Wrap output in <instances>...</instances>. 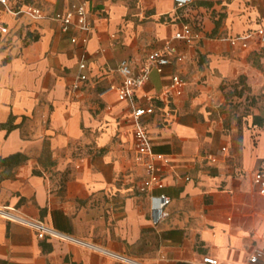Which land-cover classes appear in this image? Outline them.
<instances>
[{"label": "crops", "instance_id": "1", "mask_svg": "<svg viewBox=\"0 0 264 264\" xmlns=\"http://www.w3.org/2000/svg\"><path fill=\"white\" fill-rule=\"evenodd\" d=\"M88 1L96 29L85 58L89 79L80 91L72 86L83 49L71 41L74 32H63L50 17L70 0L0 2V156L26 157L11 168L0 166V206L147 264H212L204 261L208 256L217 264H264V256L250 261L264 250V195L255 182L256 171L264 169V126L257 122L238 139L210 111L224 100L218 89L222 77L235 74L227 52H264V41L253 33L264 23V0L235 10L222 39L191 26L200 34L195 47L205 70L190 72V49L176 40L187 59L164 73L152 70L134 102L118 97L120 61L140 66L191 25L180 11L195 0L183 7L176 0ZM28 4L40 6L47 17L24 13ZM247 34L246 48L231 45L232 37ZM151 43L144 54L142 46ZM176 74L187 80L181 95L171 88ZM150 103L155 112L144 121L154 150L173 161L154 189L172 197L159 224L148 194L139 189L145 169L133 136L134 104ZM12 117L18 126L8 130L2 124ZM6 172L12 175L1 177ZM0 264L124 263L40 239L33 229L0 217Z\"/></svg>", "mask_w": 264, "mask_h": 264}, {"label": "built area", "instance_id": "2", "mask_svg": "<svg viewBox=\"0 0 264 264\" xmlns=\"http://www.w3.org/2000/svg\"><path fill=\"white\" fill-rule=\"evenodd\" d=\"M9 0H0L7 5ZM192 0H176L177 6L183 7ZM23 12L33 18L47 17L44 10L35 4H28ZM60 26L65 33H72L71 41L80 44L83 49V60L80 62L81 72L78 80L72 86L73 91L84 89V85L89 79L87 72V63L85 61L88 52V42L90 34L95 31L96 25L93 14L89 8L88 0H70L67 8L55 12L50 16ZM7 27L3 28L6 32ZM81 32V34L75 33ZM264 41V23L255 30ZM251 34L243 36H234L230 39L233 47L246 48L247 39ZM200 34L195 32L191 25L185 24L183 28L177 31L171 38L165 40L164 44L153 50L147 57L146 61L137 66L131 59L125 58L120 61L117 70L121 75V82L117 86L118 97L121 101H135L137 91L146 86L150 81L152 70L164 73L167 66L173 62H182L187 59L186 51H180L176 40H182L187 48L195 45ZM105 51L100 48L99 52ZM187 80L176 74L172 78L171 88L181 95L184 92ZM152 99L151 96H147ZM155 112V105H135L133 106V136L139 158L143 162L145 174L141 180L139 189L142 193H147L151 200V214L154 224H159L167 216L166 207L172 202V197L167 193H155L156 186L166 177L167 170L173 168L172 158L167 154L158 153L154 150L151 132L148 123L144 121L145 116L152 115ZM226 150V147L223 148ZM187 180L191 178L186 177ZM255 182L261 194L264 195V169H258L255 173ZM0 217L12 222L20 223L33 229L40 239L51 238L61 242L71 243L87 250L96 252L105 257L112 258L124 264H147L139 258L127 253L115 251L105 245L99 244L69 232L63 231L50 223L33 218L21 213L17 208L12 206H0ZM264 256V250H257L250 258L251 262H257L260 257ZM206 263L217 264L218 260L212 257H205Z\"/></svg>", "mask_w": 264, "mask_h": 264}, {"label": "rangeland", "instance_id": "3", "mask_svg": "<svg viewBox=\"0 0 264 264\" xmlns=\"http://www.w3.org/2000/svg\"><path fill=\"white\" fill-rule=\"evenodd\" d=\"M260 2L263 0H195L192 7L181 10L180 15L194 29H204L210 39H222L235 10L243 6L258 5ZM209 24L213 28L207 29ZM153 46V43L142 46L143 53ZM196 48L195 45L188 48L191 52L188 69L191 73L202 74L205 70L204 60ZM227 53L235 74L222 77L218 89L224 100L221 104L210 106L211 118H221L226 131H233L240 139L257 122L264 126V52L256 55L232 51ZM213 79H210L211 84L214 83Z\"/></svg>", "mask_w": 264, "mask_h": 264}, {"label": "trees", "instance_id": "4", "mask_svg": "<svg viewBox=\"0 0 264 264\" xmlns=\"http://www.w3.org/2000/svg\"><path fill=\"white\" fill-rule=\"evenodd\" d=\"M2 126L6 127L8 130H11V129L17 127L18 125L14 124L13 117H12V118H10V120L7 123L2 124ZM25 159H26V157L22 153H16V154L10 155L8 157H1L0 156V166H7V167L11 168L12 166H15V165L22 163ZM10 175H12V173L6 172L5 174H2L1 177H7Z\"/></svg>", "mask_w": 264, "mask_h": 264}]
</instances>
